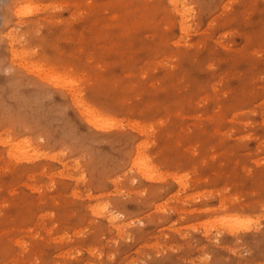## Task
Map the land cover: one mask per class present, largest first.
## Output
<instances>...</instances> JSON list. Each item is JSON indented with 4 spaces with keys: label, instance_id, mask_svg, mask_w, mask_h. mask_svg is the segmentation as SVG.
I'll return each mask as SVG.
<instances>
[{
    "label": "rangeland",
    "instance_id": "obj_1",
    "mask_svg": "<svg viewBox=\"0 0 264 264\" xmlns=\"http://www.w3.org/2000/svg\"><path fill=\"white\" fill-rule=\"evenodd\" d=\"M181 2L0 0V264H264V0Z\"/></svg>",
    "mask_w": 264,
    "mask_h": 264
},
{
    "label": "bare ground",
    "instance_id": "obj_2",
    "mask_svg": "<svg viewBox=\"0 0 264 264\" xmlns=\"http://www.w3.org/2000/svg\"><path fill=\"white\" fill-rule=\"evenodd\" d=\"M170 2V4L175 8V9H178L179 12L183 15H184V11L183 9L181 8V6H184V3H182L181 1L182 0H168ZM114 216L110 218V220H113Z\"/></svg>",
    "mask_w": 264,
    "mask_h": 264
}]
</instances>
